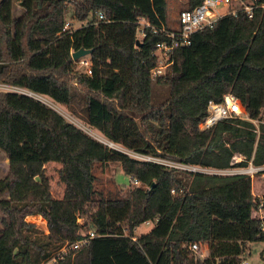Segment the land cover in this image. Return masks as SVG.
I'll use <instances>...</instances> for the list:
<instances>
[{
  "label": "trees",
  "instance_id": "1",
  "mask_svg": "<svg viewBox=\"0 0 264 264\" xmlns=\"http://www.w3.org/2000/svg\"><path fill=\"white\" fill-rule=\"evenodd\" d=\"M202 1L187 0L184 10ZM68 3L74 5L73 19L87 24L66 28ZM167 3L35 0L17 34L15 0H0V83L67 106L78 95L86 122L136 154L225 169L239 153L263 165L264 9L252 18L223 16L214 27L197 32L190 46L174 51L168 76L153 81L152 53L167 37L146 28L137 45L138 31L141 19L172 29ZM97 12L105 19L99 20ZM81 48L92 50L83 57L91 62V75L78 69L83 58L72 57ZM153 82L168 89L160 103H154ZM228 92L241 100L251 120L236 118L200 130L208 103L220 102ZM0 150L9 162V172L0 180V264L48 263L66 243L82 236V216L98 235L128 231L130 239L138 226L158 218L136 238L150 264H214L212 258L196 259L185 247L192 242L208 243L215 257L238 255L242 244L263 241L260 220L252 216L260 202L249 177L194 173L137 159L91 137L28 94L0 91ZM51 162L61 165L65 190L60 199L52 196L46 175ZM108 163H120L142 186L131 183L121 196L99 192L94 167ZM30 215L47 220V234H23L24 228L35 227L26 221ZM93 260L90 243L54 264Z\"/></svg>",
  "mask_w": 264,
  "mask_h": 264
},
{
  "label": "built area",
  "instance_id": "2",
  "mask_svg": "<svg viewBox=\"0 0 264 264\" xmlns=\"http://www.w3.org/2000/svg\"><path fill=\"white\" fill-rule=\"evenodd\" d=\"M257 9H264V1L262 0H203L202 3L193 9L182 10L179 14V27L177 29H167L166 27L158 28L150 23L148 19L140 20V28L138 31V40L146 36L145 29L149 28L151 32L155 34H164L167 39L159 42L156 45V49L152 53V56L156 59V65L152 68L150 77L152 80H157L161 77H166L171 71L173 66V54L174 51L181 47H187L192 44L193 36L202 30L212 28L218 22L220 18L226 15H237L243 13L249 18L254 16ZM99 20H104L105 15L103 12H97ZM80 64L83 66L84 71L88 74H92L91 62L83 58L80 60ZM18 88V87H16ZM19 90L21 88H18ZM21 92V91H17ZM24 93V92H21ZM247 119L251 120L248 116L247 110L242 104L241 100L236 97L233 93L228 92L224 94L223 99L220 102L210 101L207 106V114L203 120L199 123L200 130H208L213 128L215 125L222 121L232 119ZM254 122V120H252ZM255 124V123H254ZM257 145V143H256ZM116 149V148H115ZM136 154V153H135ZM147 157L146 161H155L174 167L180 170H187L194 173H204L210 175H221V176H232L242 175L247 176L251 179L252 188L253 182H259L264 179V164L256 165L254 163V156L247 160L242 154L236 153L231 159V166L225 169H217L212 167H203L198 165L184 164L181 162H164L163 160H157L151 156L140 155ZM141 160V159H140ZM247 164L243 165L242 163ZM131 183L135 186H142L139 180L132 179ZM254 190V189H253ZM174 193V191H173ZM259 199V207L253 211L252 216L260 220L259 235L263 237L264 243V187L260 193H253ZM44 221L45 225H41L37 221L30 223L38 229L44 230L48 233L47 220L40 216ZM80 220V219H79ZM158 218L155 220L146 221L145 224L155 225ZM80 223V222H79ZM44 226V227H43ZM98 236L95 230L87 233H82V236L73 243L65 244L55 258L49 261L47 264H53L57 259H63L71 253H75L80 250L83 246L89 245L92 240ZM134 239V238H132ZM246 242L245 245H241L242 252L238 255H218L211 257L210 248L208 243L203 242H192L186 244L185 247L195 256L196 259L205 260L212 258L214 264H264V252L261 250L257 259L259 262H255L254 257L252 258L251 251L248 247H253L252 243ZM247 244V248L245 249ZM254 248V247H253Z\"/></svg>",
  "mask_w": 264,
  "mask_h": 264
},
{
  "label": "rangeland",
  "instance_id": "3",
  "mask_svg": "<svg viewBox=\"0 0 264 264\" xmlns=\"http://www.w3.org/2000/svg\"><path fill=\"white\" fill-rule=\"evenodd\" d=\"M35 0H15V16L20 18V21L16 25V33L20 31L22 24L25 20L30 17V11L32 4ZM72 2V1H71ZM187 6V0H168L167 3V25L172 29H177L179 27V14L180 11L184 10ZM74 5L72 3H68L65 11L66 18V28L77 29L84 24H87L88 21H79L77 19H73ZM78 69L80 71H84L83 66L79 63ZM154 81V80H153ZM0 91H21L25 94L31 95L32 97L40 100L41 102L47 104L48 106L54 108L58 112H60L68 121L72 122L82 130H84L91 137L97 139L102 142L100 138H96L98 136L104 137L98 130L93 129L84 119V108L83 103L79 99L80 97H74L70 106L57 103L53 101L51 98L47 96H39L35 95L25 89H18L14 86L0 83ZM168 96V89L165 85L156 84L153 82V100L154 103H160ZM262 122H264V108L262 111ZM254 123L257 125L259 121L254 120ZM105 138V137H104ZM108 142V139H104ZM106 142H102L103 144L111 147L127 152L132 157L137 159H147V157L139 156L131 151L126 150L119 144L110 145ZM153 158V157H152ZM156 159V158H154ZM164 162H177L175 159H161ZM156 159V160H157ZM61 165L56 162H51L46 165V175L50 181L51 193L54 198H62L64 195L65 185L60 181L59 169ZM9 172V162L7 155L0 150V180L4 179ZM94 174L96 175L95 188L104 193L105 195L114 194L116 196L126 195L130 190L131 186V177L128 176L122 169L120 163H108V164H96L94 167ZM264 187V179H261L259 182H253V189L256 193H260ZM1 212H0V229L2 228L1 223ZM29 220V221H28ZM26 221L32 222L37 221L41 225H45V221L40 216L35 217H26ZM86 216H82L79 220L80 224L83 225L81 228L82 233H87L89 231H93L91 224L86 223ZM154 225L153 224H141L138 226L134 233L135 236H141L144 233H147ZM44 227V226H43ZM24 235H32V236H43L45 233L44 230L38 229L36 227L32 228H24L22 230ZM67 244V243H66ZM69 244V243H68ZM94 260L93 264H150L147 258L143 255L141 249L136 243V239H130V235L128 231H125L124 236H104L98 235L91 242ZM253 247H248L251 251L252 258L254 257L255 262H259L257 257L261 250L264 249V243H252ZM132 247L131 252H127L126 249ZM247 248V244L245 249ZM60 252V251H59ZM58 252V253H59ZM123 256L121 257V253ZM57 253V254H58ZM72 256L75 253H71ZM139 258L141 260H139ZM47 264V263H46ZM54 264V263H53Z\"/></svg>",
  "mask_w": 264,
  "mask_h": 264
},
{
  "label": "water",
  "instance_id": "4",
  "mask_svg": "<svg viewBox=\"0 0 264 264\" xmlns=\"http://www.w3.org/2000/svg\"><path fill=\"white\" fill-rule=\"evenodd\" d=\"M140 44H141V42L139 40H137V45H140ZM91 53H92V50L81 48V49L73 52L72 57H73L74 60H79V59H81V58H83L85 56L90 55ZM29 96H31V95H29ZM153 186H154V184L152 185V187Z\"/></svg>",
  "mask_w": 264,
  "mask_h": 264
},
{
  "label": "crops",
  "instance_id": "5",
  "mask_svg": "<svg viewBox=\"0 0 264 264\" xmlns=\"http://www.w3.org/2000/svg\"><path fill=\"white\" fill-rule=\"evenodd\" d=\"M252 190H253V188H252ZM261 191H262V190H261ZM261 191H260V192H261ZM254 192H255V190H253V193H254ZM30 216H41V215H30ZM30 216H29V217H30ZM28 221H29V220H28ZM149 231H150V230H149ZM149 231H148V232H149ZM133 238H134V240H135V239L137 238V236H134ZM132 249H133L132 247H129L128 249H126V251H127V252H131ZM120 253H121V252H120ZM122 256H123V253H121V257H122ZM139 260H141V259L139 258ZM115 264H116V263H115Z\"/></svg>",
  "mask_w": 264,
  "mask_h": 264
},
{
  "label": "bare ground",
  "instance_id": "6",
  "mask_svg": "<svg viewBox=\"0 0 264 264\" xmlns=\"http://www.w3.org/2000/svg\"><path fill=\"white\" fill-rule=\"evenodd\" d=\"M97 137L96 138H100V140H102V142H106L104 139L105 138H103V137H101V136H98V135H96ZM106 143H108V144H110V145H115L113 142H111V141H109L108 140V142H106Z\"/></svg>",
  "mask_w": 264,
  "mask_h": 264
}]
</instances>
